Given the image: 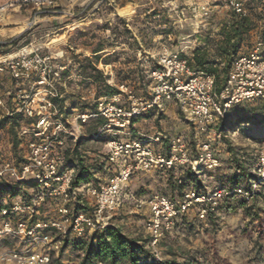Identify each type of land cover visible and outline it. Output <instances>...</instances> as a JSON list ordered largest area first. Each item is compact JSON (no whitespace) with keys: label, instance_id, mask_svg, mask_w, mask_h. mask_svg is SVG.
Returning a JSON list of instances; mask_svg holds the SVG:
<instances>
[{"label":"built area","instance_id":"obj_1","mask_svg":"<svg viewBox=\"0 0 264 264\" xmlns=\"http://www.w3.org/2000/svg\"><path fill=\"white\" fill-rule=\"evenodd\" d=\"M103 1L112 7L118 4L117 0ZM162 1L179 24L190 17L182 0ZM248 2L194 0L189 7L191 16L202 22L219 6L245 19L250 15ZM25 6L43 11L57 7V0H9L0 5L4 10ZM183 51L170 41L149 53L158 63L148 71L149 95H135L129 86L121 84L118 93L99 97L94 109L75 108L68 101L66 89L81 75L73 69L65 74L71 64L65 50L51 52L30 42L16 51H0V79L8 78L12 84L0 92V118L21 117L15 129L22 156L18 162L11 155L0 154V179L36 183L33 193L25 190L21 200H14L18 194L0 207V264H81L82 258L65 257V241L86 238L113 226L115 215L134 198L128 188L136 174L182 168L200 176L220 167L221 159L211 140L216 126L234 106L264 101V40L257 38L248 52L235 58L221 86L215 73L195 70ZM173 101L192 124L196 151L182 134L151 137L134 130V118L150 111L165 112ZM94 118L104 119L101 131L109 137L101 142L106 151L99 150L103 169L95 174L96 180L75 186L80 167H64L63 150L70 143L76 144ZM165 139L168 153L155 145L165 144ZM257 152L256 180L251 182V190L224 186L203 193L189 187L178 201L166 194L146 201L137 199L138 208L146 203L149 209L143 235L151 253L149 263L164 259V238L174 233L192 209L196 208L198 218L207 222L209 213L217 210L224 197L253 199L254 191L264 183V144ZM93 264L105 263L97 260Z\"/></svg>","mask_w":264,"mask_h":264},{"label":"rangeland","instance_id":"obj_2","mask_svg":"<svg viewBox=\"0 0 264 264\" xmlns=\"http://www.w3.org/2000/svg\"><path fill=\"white\" fill-rule=\"evenodd\" d=\"M95 1L94 5L87 11H82V9L88 4L78 8L75 15L59 11L61 9L59 7L43 11L31 9L29 22L32 24L28 25L23 32L25 35L14 46H11L12 42L0 43V51H16L30 42L43 45L45 50L51 52L64 49L71 60V65L76 64L78 67L77 62L84 59L85 65H88V73L93 72L91 65L95 64L104 76L111 77L110 80L113 84L123 81L129 73L128 83L139 93L141 91L139 75L136 71L138 70L137 67L139 66L140 69L141 65H139L140 61L135 55L137 45L133 40V35L126 32L127 28L120 21V16L114 17L117 22L109 26L105 19L112 18L108 17L109 6L107 2L103 0ZM262 4L261 0H252L247 4L250 11L249 17L252 15L254 26L247 36L248 41L246 39L245 44L239 47V51L241 50L242 53L248 52L254 43L253 41H256L263 33L264 17L259 18V13H264ZM10 13L6 16H10ZM94 19L97 22L89 25L88 22ZM139 20L142 21V18H139ZM12 25L0 23V41H10L12 39V32L8 31V28ZM106 26L110 27V31H106ZM14 30L17 31V28ZM186 31V29H183V34ZM104 33L110 36L106 38ZM124 41H126V44L120 49H116V46H120V43ZM99 46H111V49L115 48L116 50L113 54L99 60L95 56L86 54V50L96 49ZM102 55L100 56L102 57ZM106 61L111 62L113 75L106 74ZM101 62L103 65H101ZM144 65L147 69H151L148 60H144ZM131 71H135V73L133 74ZM86 75L87 73L82 74L80 78L81 85L87 82L84 79ZM91 84L93 85L92 88ZM100 85L99 82H92L80 88L79 96L84 95L85 99L81 98L79 101L82 102L84 108H94L97 99L100 97L99 95L105 91V88ZM0 86L3 87L1 84ZM87 87H90V89L87 90ZM174 103L176 109L173 113L170 111L168 114L159 112L156 119L161 121L153 122L155 126L153 130L169 137L182 134L191 143L192 150L196 151L197 142H194L192 124L178 104ZM169 104L165 111H168ZM245 120L250 123L243 124L242 122ZM148 126L152 125L149 124ZM216 131L217 134L221 132L220 137H216L212 133L211 140L222 158L221 165L216 172L205 171L198 180L189 179L188 172L182 168L159 169L136 174L130 180L128 188L129 192L133 193L134 198L115 215L113 227L131 238L138 239L140 242L142 240L144 244V225L149 215V209L146 203L143 204L142 208H138L136 206L138 204L137 199L146 201L153 195L166 194L173 200L178 201L184 190L189 187H194L202 192H210L221 185L231 184V177L237 171V162L231 149L241 151L240 155L247 157L244 161H250L253 165L256 162L257 150H260L264 144V101L253 100L241 103L236 110L228 115L222 125L220 123L216 127ZM138 136L141 135L138 134ZM197 136L202 138L200 130H197ZM1 141L4 142L5 147L9 148V156H13L18 162L22 160L20 149H17L14 144L12 125L5 127V134L0 135ZM83 149L89 151L91 155L99 150L106 151V148L100 143L88 139L84 141ZM164 153H168L167 147H164ZM251 175V178H254L252 171ZM251 178L240 176L238 180L245 187L249 184ZM25 190H27L26 186L23 187L21 195H18L14 200H21ZM29 191L33 193L35 190ZM240 199L241 197H238L222 203L221 205L224 208L218 212L215 224H212L209 220L207 222L201 221L198 218L197 209H192L177 224L174 233L164 238L162 244L164 259H168L165 258L166 253L175 250V254L181 258L178 261L181 264L186 261L190 264H264V187L258 191V194L252 200H249L247 207H251L250 215L247 214L246 208L242 207L241 204L237 206ZM229 204L234 207L229 208ZM254 211L258 212L260 216H256ZM82 256V250L73 247L66 250V258L80 259Z\"/></svg>","mask_w":264,"mask_h":264},{"label":"trees","instance_id":"obj_3","mask_svg":"<svg viewBox=\"0 0 264 264\" xmlns=\"http://www.w3.org/2000/svg\"><path fill=\"white\" fill-rule=\"evenodd\" d=\"M252 0H249L251 2ZM262 1V11H264V0ZM95 0H92L85 8L82 9V11L89 10L95 3ZM248 2V3H249ZM157 11L153 10L151 13L147 14L144 18H142V24H143V35L144 37H147V40L144 42L143 47L138 44V48L142 50V58L139 60V65H141L140 69L139 66L137 67L136 73L139 75V86H140V92H136L134 87L132 88L128 83V76L129 73L126 75L127 77L123 79V81L119 83H111V77L104 76L103 72L98 69L94 63V65H91V68L93 72L88 73V65H85L84 59L77 62L78 67L75 65H69V70L65 71V74L68 75L72 69L77 70L79 74L82 76V74L87 73L86 77L84 78L86 80H91L95 83H100L101 87L105 88V91L103 94H100L99 96L104 95H112L115 93H118L120 90L118 88L121 84H126L130 87L132 92L135 95L138 96H147L149 95V86L150 81L148 79V71L150 69H147L144 67V60H148L149 64H151V69L158 66V63L155 59H153L150 54H148L145 49L147 48H154L155 47V41L153 38H151V32H164V33H173L176 35L175 40H172L171 42L178 43L179 40V33H183V29L179 27H168L164 29H157L156 27H152L150 30L148 27V22L152 20L157 15ZM232 23L228 27H223L220 29L218 33L213 34L212 29H206L204 30L203 34V41L198 44L196 47L193 48V51L187 56L189 59V62L191 66L197 70H207L209 72L215 73L217 76V82L218 85L221 86L228 78L230 68L232 66V63L234 62L235 58L242 53L241 50L239 51V47L244 43V41L247 39L248 41V35L250 34L251 29L253 28V17L240 19L238 18L234 13H232ZM264 17V13H259V18ZM120 20L123 22L126 20L123 18H120ZM176 26V25H175ZM150 31V33H149ZM126 32L130 33V29L127 28ZM25 33H22L18 37L12 38L9 42L11 43V46H14L20 40ZM264 40V27H263V33L260 36ZM255 42V41H253ZM254 44V43H253ZM252 44V46H253ZM104 48L102 46L97 47L94 50V53H96L94 56L96 59H101L100 51H102ZM250 50V49H249ZM148 54V57L146 56ZM103 59V58H102ZM89 60V59H85ZM106 64H111V62H105ZM133 74L135 71H131ZM98 96V97H99ZM11 102V100H10ZM74 106H79L82 109H85L80 101L77 99H72V104ZM83 105V106H82ZM236 105L233 108H231L225 117L221 119L218 125L223 124L224 120L228 117V115L233 111L236 110L239 106ZM96 105L94 106V108ZM93 108V109H94ZM151 112V111H150ZM148 112V113H150ZM148 113L144 114L143 116L134 118V123L137 122V120L145 117L148 115ZM21 117L18 115L14 116H4L0 120V128L2 126L7 125L10 123L12 125V128L14 130V144L17 149H20V140L16 133V126L19 124ZM243 124H249V121H243ZM105 124L104 119L102 118H94L91 120V122L86 126V129L82 134L79 135L78 141L76 144H68V146L63 150V164L64 167H70L73 165H78L80 168L75 175L73 185H81L83 183H87L92 180H96L95 174L98 173L103 169V160L102 155L99 154V151L91 155L89 151L86 149H83L84 141L86 139L90 141L95 142H104L109 137L102 133L101 129L103 128ZM217 125V126H218ZM216 126V127H217ZM88 128H90L88 130ZM136 130V128H134ZM223 131V130H222ZM216 137H220L221 132L217 134L216 131ZM137 137H143L138 136ZM195 141L196 138L194 137ZM236 150V151H235ZM231 149V152L233 155H235V160L237 162V171L232 175L231 177V184L229 185H221L220 187H229V188H237L239 186H242L239 182L240 176L250 177L251 178V171L254 173V178L250 179V182L247 186H245L246 189L251 190V182L255 179L256 180V174L254 172V167L257 162L251 165L250 161H244L247 159L246 156L242 157L240 155L241 151L238 149ZM217 155L221 158L219 153L217 152ZM21 156V155H20ZM240 158V161H239ZM245 158V159H244ZM243 160V161H242ZM218 168L212 172H216ZM187 176L189 179L198 180L200 176H198L195 172H193L190 169H186ZM211 172V171H210ZM26 186L27 190L33 189L36 187V183H34L32 180L27 181H16L14 179H0V207L5 205V201L7 200L8 203L11 202L12 198L17 196L21 193L23 190V187ZM243 187V186H242ZM264 187V183L261 184V188ZM259 190L254 191L253 198L258 194ZM197 190V189H196ZM198 192H202L197 190ZM204 193V192H203ZM235 198H238L237 196H226L219 202L217 206L216 211H211L209 213V221L212 224H215L217 222V215L222 208H224L222 203L228 202L229 200H233ZM241 204L242 207L246 208L247 214L250 215L251 213V207H247V204H249V201L242 198L240 199L239 203H237V206ZM229 208H233L231 204H229ZM254 214L256 216H260L258 212L254 211ZM252 214V215H254ZM65 248L73 247L74 249L82 250L83 256L81 264H93L97 260L103 261L105 264H181L178 261H173L172 259H163L162 261H154L153 263H149L148 260L151 257V253L149 250L145 247V244L140 242L138 239L131 238L125 234H123L119 229L110 226L107 227L104 230H98L95 231L92 235L86 237V238H80V239H72V240H66L65 241ZM174 250H171L169 252H173ZM175 254V253H174ZM182 264H190L187 261Z\"/></svg>","mask_w":264,"mask_h":264},{"label":"crops","instance_id":"obj_4","mask_svg":"<svg viewBox=\"0 0 264 264\" xmlns=\"http://www.w3.org/2000/svg\"><path fill=\"white\" fill-rule=\"evenodd\" d=\"M9 0H0V5L2 3H5ZM92 0H57V7L61 8L59 11L65 12L66 14H72L75 15V12L78 8H82L85 5L89 4ZM118 4L115 7L110 6L108 3L107 5L109 6L108 10V17L112 19H105L106 23L111 26L114 24V22H117L114 17L120 16V18H123L126 20L123 21V25L125 28L130 29V34L133 35V40L135 44L137 45V48H135V55L137 58L140 60L142 58V50L138 48V44H140L142 47L144 45V42L147 40V37H144L143 35V24L140 22L139 18H144L149 10H155L157 11L156 17H154L150 22H148V27L151 30L152 27H156L157 29H164L168 27H179L181 29H186L187 31L184 32L185 34L181 33L179 34V40L177 45L180 46L181 48H184L183 54L188 56L192 51L193 48L196 47L198 44H200L203 41L204 37V30L206 29H212L213 34L218 33L220 29L223 27H228L232 23V12L223 9L221 6L217 7L210 19H208L206 22H202L200 20H196L191 16V9L189 5L194 1V0H182L183 6H186V9L189 13V18L183 21L182 23H178L176 20V17L172 15L171 13L168 12V10L163 6V1L162 0H117ZM31 9L30 7H17L14 9L10 10H4L0 7V23H7V24H13L10 26L8 29L9 32H12L13 29H16L17 27L19 28L21 25H24V28L21 30L13 31L12 32V38L15 36L21 35L27 28L28 25L32 24L29 22L30 20V14H31ZM96 9V7H95ZM9 12L10 16H6ZM57 12V11H56ZM149 14V13H148ZM121 21V20H120ZM97 22L96 19L90 20L88 23L90 24H95ZM201 22V23H200ZM176 25V26H175ZM107 27V26H106ZM106 31H110V27L105 28ZM189 30V31H188ZM188 32V33H187ZM150 33V31H149ZM64 36V35H63ZM110 35L107 33H104V37L108 38ZM151 38L155 41V47L154 48H146L145 51L149 54L151 52H157L160 48V46L165 43V42H170L172 40H175L176 35L173 33H164V32H156L153 33L151 32ZM121 39V38H120ZM8 41H0V43H4ZM126 44V41L121 42L120 46H116V49H120L123 45ZM104 49L100 51V55H102V58L107 57L115 52V48L111 49V46L107 47L104 46ZM64 50V49H63ZM95 49H88L86 50V54L94 56L96 53H94ZM125 50V48H123ZM148 54L146 55L148 57ZM186 56V57H187ZM101 58V59H102ZM101 65L103 63L101 62ZM106 70L110 75L114 74L113 71V66L111 64H105ZM111 67V68H110ZM74 70V69H73ZM78 75L79 72L77 70H74ZM82 77V76H81ZM85 79V78H84ZM86 80V79H85ZM87 82H84L83 85L80 84L81 79L78 81H70L68 88L66 89L68 101L70 105L72 104V99H85V96L82 95V97L79 96V91L80 88L84 87L85 84H90L92 83L91 80H86ZM11 81L10 79H0V84L3 85V87L0 86V92L5 91L8 87H10ZM93 85L91 84V88ZM90 89V87H87V90ZM84 91V89H83ZM73 107L77 108V106L72 105ZM79 107V106H78ZM81 108V107H79ZM176 109V104L174 102L169 104L168 111H165L167 114L168 112H174ZM159 112L157 111H151L146 115L145 117L137 120L135 123V128L138 132L144 134V135H152L157 136L159 133L156 130H153L155 127L153 122L155 123L156 121H161L158 118ZM2 118H0L1 120ZM151 124L152 126H148ZM11 125L8 123L5 126H2L0 128V135L5 134V127ZM152 128V129H151ZM149 133V134H147ZM158 133V134H157ZM161 134V133H160ZM165 140V144L163 143H156V148L159 149L164 153V147H167ZM99 143V142H98ZM102 145V143L100 142ZM9 153V148L5 147L4 142H0V154H8ZM176 251L174 250L173 252H168L166 253L165 258L172 259L173 261H179L181 258L177 256Z\"/></svg>","mask_w":264,"mask_h":264},{"label":"bare ground","instance_id":"obj_5","mask_svg":"<svg viewBox=\"0 0 264 264\" xmlns=\"http://www.w3.org/2000/svg\"><path fill=\"white\" fill-rule=\"evenodd\" d=\"M24 27V25H21L19 28L17 27V30H21ZM5 28V27H4ZM10 30V29H9ZM15 32V30L13 29L12 32ZM2 33V32H1ZM5 33V32H4ZM1 36V35H0Z\"/></svg>","mask_w":264,"mask_h":264},{"label":"water","instance_id":"obj_6","mask_svg":"<svg viewBox=\"0 0 264 264\" xmlns=\"http://www.w3.org/2000/svg\"><path fill=\"white\" fill-rule=\"evenodd\" d=\"M15 37H18V36H15ZM4 43H5V44H6V43H9V41H8V42H4Z\"/></svg>","mask_w":264,"mask_h":264}]
</instances>
